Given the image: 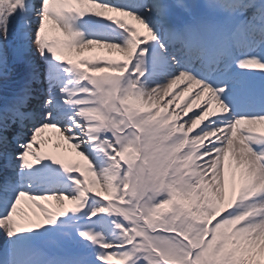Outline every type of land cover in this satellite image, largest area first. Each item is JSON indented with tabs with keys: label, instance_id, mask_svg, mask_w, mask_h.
<instances>
[{
	"label": "snow or ice",
	"instance_id": "6c2138e0",
	"mask_svg": "<svg viewBox=\"0 0 264 264\" xmlns=\"http://www.w3.org/2000/svg\"><path fill=\"white\" fill-rule=\"evenodd\" d=\"M0 264H264V0H0Z\"/></svg>",
	"mask_w": 264,
	"mask_h": 264
},
{
	"label": "bare ground",
	"instance_id": "6f19581e",
	"mask_svg": "<svg viewBox=\"0 0 264 264\" xmlns=\"http://www.w3.org/2000/svg\"><path fill=\"white\" fill-rule=\"evenodd\" d=\"M56 139V138H55Z\"/></svg>",
	"mask_w": 264,
	"mask_h": 264
}]
</instances>
